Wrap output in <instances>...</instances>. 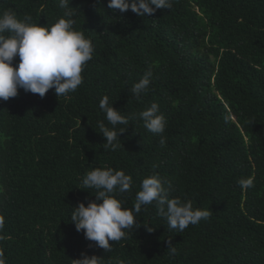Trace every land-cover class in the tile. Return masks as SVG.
Masks as SVG:
<instances>
[{
  "label": "trees",
  "instance_id": "16d2710c",
  "mask_svg": "<svg viewBox=\"0 0 264 264\" xmlns=\"http://www.w3.org/2000/svg\"><path fill=\"white\" fill-rule=\"evenodd\" d=\"M69 6L94 46L82 84L65 96L19 89L0 100L6 264H76L82 254L104 264H264V0H171L142 16L110 9L108 0ZM5 10L41 25L64 11L59 0H0ZM149 69V88L134 95ZM105 95L130 122L115 151L105 150L100 133L101 122L112 127L99 108ZM152 103L167 121L162 134L138 116ZM95 167L132 177L131 189L118 193L128 208L156 173L170 197L212 214L177 232L153 202L105 251L70 219L79 202L95 200L82 183ZM250 176L254 186L242 189L238 180Z\"/></svg>",
  "mask_w": 264,
  "mask_h": 264
},
{
  "label": "clouds",
  "instance_id": "9594fccd",
  "mask_svg": "<svg viewBox=\"0 0 264 264\" xmlns=\"http://www.w3.org/2000/svg\"><path fill=\"white\" fill-rule=\"evenodd\" d=\"M70 0H59L64 9L62 15L52 24H38L32 17L25 15L18 18L16 12L5 10L0 12V100L7 101L18 95V90L39 94L40 97L53 89L56 96H65L75 92L82 84V71L92 59L94 46L91 39L82 30L74 27L75 12L69 6ZM108 7L121 13L129 9L137 15H152L157 9H169L171 0H108ZM19 57L13 66V61ZM153 73L145 71L138 82L132 86V93L139 95L150 85ZM113 102L105 95L99 102V108L111 128L103 122L99 124L100 133L105 138V150L115 151L122 147L118 138L129 125V118L114 108ZM144 127L154 134H162L166 126V118L159 113L157 103L138 114ZM117 125H124L117 129ZM163 145L165 140L161 138ZM85 189L93 188L95 200L79 202L71 213L70 219L77 231H83L86 239L95 241L105 251L110 250L109 241H120L125 238L126 231L133 228L136 216L142 206L155 202L158 214L167 220L168 226L177 232H183L190 224L196 225L206 220L211 214L210 209L194 208L191 200L182 201L180 197H170L164 187L162 178L153 173L145 177L136 193L132 208L124 206L118 193L131 189L132 177L123 170L112 167H95L87 171L82 179ZM238 184L242 189L254 186V177L241 178ZM4 219L0 216V229ZM148 231H152L148 227ZM171 255L176 248L169 243ZM76 264H104L102 257L82 254L75 259ZM0 264H6L4 253L0 250Z\"/></svg>",
  "mask_w": 264,
  "mask_h": 264
}]
</instances>
